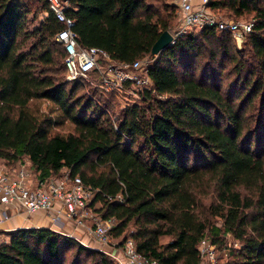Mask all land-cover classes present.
<instances>
[{
	"label": "trees",
	"instance_id": "1",
	"mask_svg": "<svg viewBox=\"0 0 264 264\" xmlns=\"http://www.w3.org/2000/svg\"><path fill=\"white\" fill-rule=\"evenodd\" d=\"M207 3L216 13L252 14L250 58L215 25L152 53L172 28L175 4L162 11L148 0H69L80 43L121 61L150 59L152 86L135 87L141 100L113 119L108 102L79 92L81 76L66 77L67 52L55 37L63 23L48 0H0V157L13 165L29 156L38 178L79 174L100 215L116 217L120 242L133 237L161 264H196L202 237L223 243L228 233L238 240L230 264H264V0ZM39 11L30 26L29 13ZM67 120L73 131L53 130ZM6 231L0 264H119L50 226Z\"/></svg>",
	"mask_w": 264,
	"mask_h": 264
},
{
	"label": "built area",
	"instance_id": "2",
	"mask_svg": "<svg viewBox=\"0 0 264 264\" xmlns=\"http://www.w3.org/2000/svg\"><path fill=\"white\" fill-rule=\"evenodd\" d=\"M172 1L179 11L176 35L197 30L205 25H215L228 30L237 38L245 37L252 30L253 20L220 17L209 7L208 0ZM48 3L63 23L55 37L67 52L65 62L69 78H89L92 71L98 68L99 74L92 82L96 81L95 83L108 90L152 86L148 72V56L132 62L121 61L114 59L103 47L80 43L73 28L74 17L66 12L69 0H48ZM94 191L79 174L71 175L69 170L59 175L38 178L29 156L19 158L13 165L0 157V244L9 239L2 223L15 214L26 217L38 210H44L49 220L57 226L67 220L82 223V217L88 213L86 207L91 203ZM116 223L114 216H96L95 224L91 228L95 238L102 243L108 242V232ZM211 243L213 244L208 236L201 238L200 259L196 264H216ZM115 245L116 257L120 264H161L158 259L140 251L131 236Z\"/></svg>",
	"mask_w": 264,
	"mask_h": 264
},
{
	"label": "rangeland",
	"instance_id": "3",
	"mask_svg": "<svg viewBox=\"0 0 264 264\" xmlns=\"http://www.w3.org/2000/svg\"><path fill=\"white\" fill-rule=\"evenodd\" d=\"M32 1V3H34L33 5L36 6V4L38 3V0H30ZM149 2H152L156 7L160 8L162 11H164V7L166 6V4H175L173 3L172 0H148ZM33 6V8L35 7ZM33 12L29 13L28 17H29V25L33 26L35 23H37L38 19L40 17H42L45 13L43 11H39L38 15L36 17L33 16L32 14ZM218 15H220V17H229V18H235V19H239V20H252L253 16L251 13H243L239 16H234V15H228L226 12L224 11H220V13H217ZM178 26H179V11L178 8L175 4V17L174 20L172 22V28L170 29L171 32L176 35L177 30H178ZM234 36V35H233ZM235 45L236 47L241 50V48L246 49L245 52V57L244 58H250V49L247 46V35L245 37L242 38H237L235 37ZM248 61V60H247ZM98 69V68H97ZM66 77L69 78L67 76V73L65 71ZM236 74L233 71V68L231 69V71H228L227 75H225V79L224 82L228 83L229 81L234 80ZM96 77V72H92V74H90L89 78L86 77H82L81 79L83 80V86L80 87L79 92H87V93H95V97L99 98L102 102H108L109 105V109H110V115L112 116L113 119H116L117 116L120 113L121 108L132 102V101H136V100H141L140 95L138 94V90L134 89L135 87H130V88H124V89H120V90H108L106 88H103L102 86L98 85L95 82H92V79H95ZM40 102L41 105V109L45 110L48 104V100L47 99H42ZM75 129V123L67 120L65 121L63 124L61 125H55L53 127V130H57L60 132H68V131H73ZM263 152H264V144H263ZM212 192V191H210ZM211 196H206L205 200L208 202L210 200ZM100 205V201H95L94 203H90L88 207H86L88 213H86L82 219L83 222L79 223L78 222H74V226L71 227H63L61 229H57L59 231H62L64 233H68L71 235L76 236L79 240H81L84 244L90 246V247H94L97 248L99 250H102L103 252H105L107 254V256L109 258H111L113 261L119 263L117 257H116V243H119L122 236H115L113 234L112 229L109 230L108 235H109V241L106 243H102L100 241H98L95 236L94 233L92 232V229L94 224H95V219L96 216L100 215L99 211L96 210V208ZM33 218L35 216V214L32 213L31 215ZM17 221L13 222L14 224H17L19 221H21L22 219L19 217H16ZM40 220V218H39ZM220 222V221H218ZM133 227L132 224L129 225L128 229H131ZM170 238V236L168 235H164L162 236V240L163 241H167ZM238 245V240L235 239L230 233H228L226 235V240L223 243H211V247L213 248L214 251V262L216 264H230L231 261V254H230V247H235ZM74 255V251H70L68 254V258L70 259L72 256ZM210 261V260H209ZM95 260L94 258L91 257H85V261L82 264H94ZM80 264V263H78ZM120 264V263H119Z\"/></svg>",
	"mask_w": 264,
	"mask_h": 264
},
{
	"label": "crops",
	"instance_id": "4",
	"mask_svg": "<svg viewBox=\"0 0 264 264\" xmlns=\"http://www.w3.org/2000/svg\"><path fill=\"white\" fill-rule=\"evenodd\" d=\"M33 214H35L34 218L31 216L32 213L26 217L23 216L22 214H15L2 223V228L4 230H9V229H13L15 227H20V226H42L44 225V226H50L54 229H61L63 227H71L75 225L74 221L67 220L62 225L57 226L49 220L48 214H46L44 210H38L36 212H33ZM16 217H19L22 220L19 221L17 224L13 225V222L17 221Z\"/></svg>",
	"mask_w": 264,
	"mask_h": 264
},
{
	"label": "water",
	"instance_id": "5",
	"mask_svg": "<svg viewBox=\"0 0 264 264\" xmlns=\"http://www.w3.org/2000/svg\"><path fill=\"white\" fill-rule=\"evenodd\" d=\"M175 36L171 32L170 29H164L161 34L157 37V39L154 41L152 45L151 52L152 53H158L160 52L163 48L168 46L171 42H174Z\"/></svg>",
	"mask_w": 264,
	"mask_h": 264
}]
</instances>
